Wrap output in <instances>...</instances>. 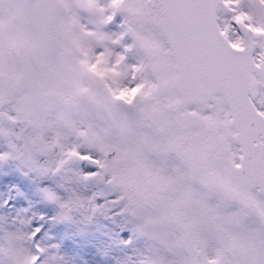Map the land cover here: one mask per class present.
Segmentation results:
<instances>
[{"label":"snow or ice","instance_id":"obj_1","mask_svg":"<svg viewBox=\"0 0 264 264\" xmlns=\"http://www.w3.org/2000/svg\"><path fill=\"white\" fill-rule=\"evenodd\" d=\"M23 12L24 0H0V29ZM146 21L182 81V99L168 107L183 111L161 119L149 142L181 167L144 170L138 217L160 250L139 264H264V0H151ZM103 62L102 52L80 63L104 76L96 71ZM140 87L113 96L130 104ZM229 203L235 211L223 210Z\"/></svg>","mask_w":264,"mask_h":264},{"label":"clouds","instance_id":"obj_2","mask_svg":"<svg viewBox=\"0 0 264 264\" xmlns=\"http://www.w3.org/2000/svg\"><path fill=\"white\" fill-rule=\"evenodd\" d=\"M150 3L24 0L23 15L0 29V137L12 149L3 160L56 175L77 159L73 150L87 145L101 154L94 178L117 190L130 214L139 216L144 170L160 168L149 159L155 153L149 148L153 129L165 116L183 111L182 103L168 107L182 99V81L171 50L148 31ZM109 16L121 18L119 31L105 30L113 22ZM102 52L106 62L96 71L104 76L80 63L95 64ZM133 52L135 64L128 61ZM137 86L130 104L113 96ZM41 154L52 159L40 164ZM46 197L58 201L52 193ZM60 205L59 216L83 207L79 197ZM29 241L19 228L0 225V264H33Z\"/></svg>","mask_w":264,"mask_h":264},{"label":"rangeland","instance_id":"obj_3","mask_svg":"<svg viewBox=\"0 0 264 264\" xmlns=\"http://www.w3.org/2000/svg\"><path fill=\"white\" fill-rule=\"evenodd\" d=\"M82 15L87 18L86 13ZM108 26L106 31H117ZM128 61L137 62L135 52L128 56ZM11 150L9 141L0 137V154ZM78 151L98 160L101 157L84 144ZM51 159L44 154L37 157L40 164ZM149 159L166 171L181 167L175 153L166 157L153 153ZM94 165L90 160L77 158L65 170L52 175L30 169L17 159H0V225L19 228L31 237L28 246L33 255L40 257L37 264H139L144 256L158 254L159 242L142 230V219L130 214L119 199L120 193L94 177L86 178L100 172L99 166L93 168ZM46 190L59 202L48 199ZM75 197L80 198L83 207L74 209L70 219H59L60 203ZM236 207L229 203L223 210L232 212ZM93 208L99 209L94 215ZM38 247L46 251L41 253Z\"/></svg>","mask_w":264,"mask_h":264}]
</instances>
